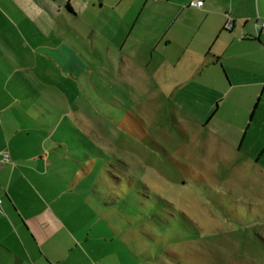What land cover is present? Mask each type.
Wrapping results in <instances>:
<instances>
[{
    "label": "rangeland",
    "instance_id": "374dc122",
    "mask_svg": "<svg viewBox=\"0 0 264 264\" xmlns=\"http://www.w3.org/2000/svg\"><path fill=\"white\" fill-rule=\"evenodd\" d=\"M66 44L73 63L26 64L22 101L47 176L75 185L67 210L122 264H264V123L243 92L198 89L207 79L177 91L184 80L152 79L97 36Z\"/></svg>",
    "mask_w": 264,
    "mask_h": 264
},
{
    "label": "crops",
    "instance_id": "0c3cea01",
    "mask_svg": "<svg viewBox=\"0 0 264 264\" xmlns=\"http://www.w3.org/2000/svg\"><path fill=\"white\" fill-rule=\"evenodd\" d=\"M190 1L197 0H0V264H122L104 234L91 235L85 219L67 210L75 185L61 186V174L47 176L41 139H28V127L42 122L22 101L27 89L35 91L26 64L43 57L73 63L69 40L97 36L120 49L121 63L153 64L152 79L184 80L177 91L198 79L209 81L200 90H240L249 123L257 118L262 127L264 0H201L200 8ZM227 21L230 31L223 30Z\"/></svg>",
    "mask_w": 264,
    "mask_h": 264
},
{
    "label": "built area",
    "instance_id": "2783aa9c",
    "mask_svg": "<svg viewBox=\"0 0 264 264\" xmlns=\"http://www.w3.org/2000/svg\"><path fill=\"white\" fill-rule=\"evenodd\" d=\"M202 5H203V4H202V1H201V0L190 1V2H189V6H190V7H194V8H200ZM231 27H232V23H230V21H227V22L225 23V25H224L223 28H224L226 31H230ZM261 27H264V24H261ZM5 158H7V157L5 156Z\"/></svg>",
    "mask_w": 264,
    "mask_h": 264
},
{
    "label": "trees",
    "instance_id": "16d2710c",
    "mask_svg": "<svg viewBox=\"0 0 264 264\" xmlns=\"http://www.w3.org/2000/svg\"><path fill=\"white\" fill-rule=\"evenodd\" d=\"M224 31H226L225 29H223Z\"/></svg>",
    "mask_w": 264,
    "mask_h": 264
}]
</instances>
